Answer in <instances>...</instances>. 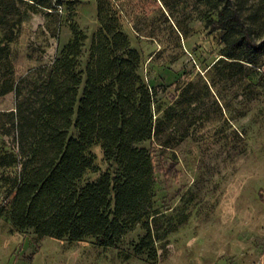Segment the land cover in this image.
Listing matches in <instances>:
<instances>
[{"label": "rangeland", "instance_id": "374dc122", "mask_svg": "<svg viewBox=\"0 0 264 264\" xmlns=\"http://www.w3.org/2000/svg\"><path fill=\"white\" fill-rule=\"evenodd\" d=\"M37 1L0 0V264H264V0H223L242 12L262 44L255 64L222 55L223 32L206 26L215 0H51L55 10ZM99 2L137 52L136 72L153 94V133L136 146L151 152V206L160 216L147 220L154 242L141 253L135 246L146 219L114 246L90 235L40 236L11 221L21 165L10 116L2 112L15 109L17 84L78 35L84 71L100 29ZM21 87L32 112L44 89L35 80ZM87 153L96 168L79 186L114 171L101 143Z\"/></svg>", "mask_w": 264, "mask_h": 264}, {"label": "trees", "instance_id": "16d2710c", "mask_svg": "<svg viewBox=\"0 0 264 264\" xmlns=\"http://www.w3.org/2000/svg\"><path fill=\"white\" fill-rule=\"evenodd\" d=\"M36 3L55 10L51 0ZM212 6L215 18L206 26L223 32L222 55L255 64L263 46L254 39L242 12L223 0ZM97 18L100 29L84 71L78 69L83 46L78 35L50 64L17 84L15 109L2 112L10 116L21 165L11 221L40 236L79 241L90 235L100 245L114 246L129 226L146 219V234L135 246L141 253L154 242L147 220L160 216L151 206L155 182L151 152L136 146L153 133V94L136 72L137 52L122 31L113 28L114 17L106 13L104 2L98 4ZM244 49L248 53L242 57L235 53ZM32 80L44 91L38 106L28 112L26 104L31 101L22 97L21 85ZM94 143H101L114 171L79 186L84 174L96 168L87 153Z\"/></svg>", "mask_w": 264, "mask_h": 264}]
</instances>
